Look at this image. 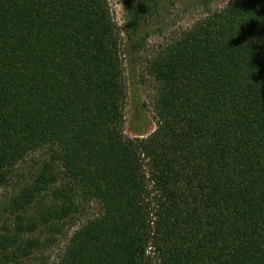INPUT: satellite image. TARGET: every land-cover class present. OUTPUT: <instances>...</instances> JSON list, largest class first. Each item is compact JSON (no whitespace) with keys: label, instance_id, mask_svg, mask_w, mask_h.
I'll return each instance as SVG.
<instances>
[{"label":"trees","instance_id":"1","mask_svg":"<svg viewBox=\"0 0 264 264\" xmlns=\"http://www.w3.org/2000/svg\"><path fill=\"white\" fill-rule=\"evenodd\" d=\"M126 4L125 45L109 0H0V193L45 157L8 201L0 262L96 203L59 264H264V0L208 9L147 61L157 129L136 139L123 60L157 3Z\"/></svg>","mask_w":264,"mask_h":264},{"label":"rangeland","instance_id":"2","mask_svg":"<svg viewBox=\"0 0 264 264\" xmlns=\"http://www.w3.org/2000/svg\"><path fill=\"white\" fill-rule=\"evenodd\" d=\"M127 0H109L112 18L120 32L123 44L127 43ZM228 0H216L207 8L200 0H156L157 7L148 22L152 31L148 47L140 54H131L128 48L124 55L123 67L127 88V102L125 108L124 134L127 138H146L157 129V118L154 112L156 98V84L146 71L147 61L151 59L161 47L169 44L184 31L191 28L198 19L208 13V9L216 11L225 6ZM44 155L30 156L13 174L10 185L0 193V231L9 233L14 230V219L9 217L7 208L9 199L26 182L30 183L33 174L39 169ZM99 206L92 203L84 206L72 219L57 225L53 231L48 228L37 232L41 247L22 264H59L70 239L89 220L99 214ZM27 224V223H25ZM2 250L0 251V257ZM13 255V254H12ZM0 264H3L0 262Z\"/></svg>","mask_w":264,"mask_h":264}]
</instances>
